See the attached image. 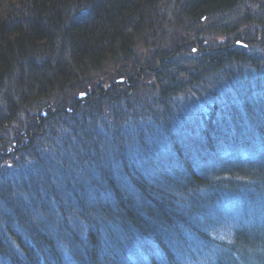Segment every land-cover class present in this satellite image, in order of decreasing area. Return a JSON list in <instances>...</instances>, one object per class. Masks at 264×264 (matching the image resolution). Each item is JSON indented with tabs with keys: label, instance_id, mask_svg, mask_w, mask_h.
I'll return each mask as SVG.
<instances>
[{
	"label": "trees",
	"instance_id": "obj_1",
	"mask_svg": "<svg viewBox=\"0 0 264 264\" xmlns=\"http://www.w3.org/2000/svg\"><path fill=\"white\" fill-rule=\"evenodd\" d=\"M245 4L264 28V0H0V264H264V49L238 46ZM215 16L232 45L138 58L174 19Z\"/></svg>",
	"mask_w": 264,
	"mask_h": 264
},
{
	"label": "rangeland",
	"instance_id": "obj_2",
	"mask_svg": "<svg viewBox=\"0 0 264 264\" xmlns=\"http://www.w3.org/2000/svg\"><path fill=\"white\" fill-rule=\"evenodd\" d=\"M261 13V6H258L256 4L249 6L245 4L244 7L239 8L237 13H234L235 15L231 16V20H234L235 22H245V24L242 25L238 30L239 35H242L243 37L245 36V38H243L244 40L242 41L245 44L239 42L238 46H240V49L242 48V50L248 53H254L255 51L259 53L261 49H264V28H261V26L257 25L255 22V20H258ZM210 18L212 17L210 16ZM210 18H208L209 20L203 19V21L201 22L203 25L200 27L197 25L199 28L193 26L189 27L188 25H184L178 19H174L173 25L171 27L173 33L167 30L165 32H162L161 35L154 34V38L152 36L151 38L148 36L146 44H138V46L136 47V49L138 50V58L142 60L141 55L143 53H148L149 50L152 49H166V51L169 52V56L171 57L170 59L173 60L172 62L174 64L188 65L190 59H188V55L190 54V52H192L193 55L196 54L197 56L199 53L204 51L203 49H210V47L218 48L219 46H227L225 44H229V39L227 38L228 36L225 35L224 30H228L232 25V22L225 21L224 19L222 20L221 16L213 17L214 21L212 22H210L212 20ZM246 18H249L247 22L244 21V19ZM199 29H201L203 36H205L207 41H198V43L195 44L196 46L193 45L190 48L184 47V45H186L192 40V38L195 36L194 34L197 33ZM234 30H236V28H234ZM178 39H180V45L183 47H179L178 49L172 50V46ZM232 43L233 41H230L231 45ZM194 46L195 48H192ZM186 48L188 49V53L186 52ZM200 49H202L203 51H201ZM175 53L178 54L175 55ZM137 68L139 71L141 66ZM143 77L144 76H142V78ZM179 101H181V105H185L186 107L191 108V104H188L183 101L182 97L179 98Z\"/></svg>",
	"mask_w": 264,
	"mask_h": 264
},
{
	"label": "bare ground",
	"instance_id": "obj_3",
	"mask_svg": "<svg viewBox=\"0 0 264 264\" xmlns=\"http://www.w3.org/2000/svg\"><path fill=\"white\" fill-rule=\"evenodd\" d=\"M255 196V195H254ZM254 196L253 195H248V193H246V197H245V199H243V197H242V199L244 200V202L247 204L248 202H249V199H250V197H253L254 198ZM249 199H248V198ZM261 201V200H260ZM262 202V201H261ZM262 204H263V202H262ZM260 205H257V203H256V201H252V204L251 205H249V208H250V210L251 211H253L254 212V216H255V214H257L258 215V212H260L261 210H263V208L264 207H259ZM257 217V216H256ZM250 223H252V222H250ZM248 233L246 232V235H247Z\"/></svg>",
	"mask_w": 264,
	"mask_h": 264
},
{
	"label": "water",
	"instance_id": "obj_4",
	"mask_svg": "<svg viewBox=\"0 0 264 264\" xmlns=\"http://www.w3.org/2000/svg\"><path fill=\"white\" fill-rule=\"evenodd\" d=\"M80 96H84V93H81Z\"/></svg>",
	"mask_w": 264,
	"mask_h": 264
}]
</instances>
